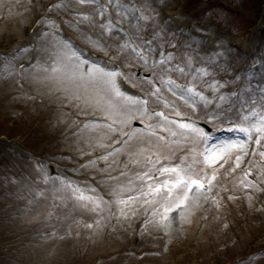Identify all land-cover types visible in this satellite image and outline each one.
<instances>
[{"label":"rangeland","instance_id":"rangeland-1","mask_svg":"<svg viewBox=\"0 0 264 264\" xmlns=\"http://www.w3.org/2000/svg\"><path fill=\"white\" fill-rule=\"evenodd\" d=\"M106 1L112 9L108 16L101 15L96 4H80L79 0H0V134L9 138L3 141L0 135V264H92L96 254L109 255L116 251L121 254L99 264H231L237 258L264 250V136L260 138L254 161L247 168L243 165L249 161L248 144L244 152L229 150L231 159L215 172L211 192L218 191L219 197L213 207L209 206L212 201L209 192L193 191L185 207L170 213L164 222V208L173 200L164 192L147 195L149 181L139 177L145 171L154 173L157 158L166 161L165 166L183 169L186 175L207 173L211 177L213 169L204 164L200 155L205 147L200 138L162 117L154 116L150 121L145 117L144 123L157 129L155 135L138 134L107 161L100 160L79 169L77 166L82 160L96 159L123 132L134 129L131 122L122 121L125 115H140L141 110L127 101L110 100L103 93H97L86 80L58 77L63 80L58 83L56 78H46L48 73L41 68L24 69L23 64L29 62L31 53H20L13 58L14 53L10 51L15 45H33V42L36 49H44L60 40L51 32L41 37V29L57 31L63 25V30L97 53L120 63L129 84L148 96L152 86L146 81L155 77L154 87L159 91L147 98L156 111L178 116L184 123L194 119L206 122L215 129L231 125L228 120L208 122L205 112L212 108L229 120L247 126L264 115L261 94L264 92V0ZM134 7L140 16H134ZM163 13L177 16L188 27H201L212 40L208 42L203 34H199L200 40L175 35ZM41 17L56 23H38ZM116 18L128 27L140 47L145 41H151L154 52L147 55L158 62L161 52L166 57L171 53L172 60L181 63L176 66L183 68V73L175 70L176 67L165 72L164 68L154 65L153 59H149L148 67H143L125 38L109 29L108 21ZM235 39L242 40L241 50L232 45ZM211 42L217 49L226 47L229 51L213 54L206 47ZM121 45L127 46L121 48ZM250 50L253 53L250 57L243 56L244 52H235ZM40 63L49 67L43 53ZM18 70L24 72L20 77H17ZM138 70L149 77H137ZM172 75L194 91H202L215 107L199 97L194 104L192 100L173 96L160 83L161 77ZM216 84L222 87L213 91L210 86ZM226 87L236 88L238 95L229 97ZM65 89L87 95L91 105L82 101H77L79 108L66 101L61 104L57 97L63 100ZM219 96L224 99H218ZM111 104L124 105L126 112L119 107L112 111ZM253 112L257 115L253 116ZM86 115L105 120L89 121L79 132L64 138L77 123L84 122ZM106 124H112L116 131ZM165 128L169 130L164 131ZM160 136L164 139H159ZM26 150L45 156L35 157ZM55 153H69L72 158L58 156L52 161L47 157ZM236 155L241 156L238 166ZM38 164L51 177L47 182ZM106 164L110 167H105ZM60 166L72 169L64 170ZM156 176L150 182L153 185L175 179L172 174L160 177L157 173ZM93 180L103 192L87 191V187H95ZM61 181L79 184L85 189V196H103L105 202L94 212L85 210ZM112 190L117 191L120 199H127L129 195L137 197L125 209L127 216L120 214ZM130 209H135L134 217ZM201 220L207 221L204 228ZM156 247L164 249L160 256L141 253ZM253 264H264V256Z\"/></svg>","mask_w":264,"mask_h":264},{"label":"snow or ice","instance_id":"snow-or-ice-1","mask_svg":"<svg viewBox=\"0 0 264 264\" xmlns=\"http://www.w3.org/2000/svg\"><path fill=\"white\" fill-rule=\"evenodd\" d=\"M79 3L99 4L100 14L103 15L105 5L101 3V0H79ZM38 23L55 24L56 21H46L44 17H41ZM111 25L112 22H109V29L111 28ZM52 31L53 29L51 28H43L41 29L40 36L46 37L47 34ZM126 46L127 45H121L120 47L123 48ZM141 48L143 50H137L135 48L133 50L136 51V55L138 59L142 62L143 67H148L149 59H153L154 65L164 68L165 72H170L173 70L172 67H166L170 64L171 60L173 59L171 53H168L166 57L165 53L161 52L160 60L156 62L154 60V57L146 55V53L154 52V50L151 48V41H145L144 45H142ZM10 51L14 53L13 58H15V56L19 55L20 53H31L29 57L28 66L41 68L42 71L48 73V76L46 77L48 79L56 78L58 83L63 82V80L59 79L58 77H66L69 80H86L94 86V90L97 93H103L104 96L108 97L110 100L127 101L130 104L138 106V108L141 110L140 115H125L122 123L129 124L131 121H138L141 125H143V127L134 128L128 132H123L121 134V139L116 141L104 153H101V155L95 160H90L88 162L89 164L98 163L100 160L107 161L108 158L112 156L114 152L119 150L120 146L126 145L130 140L133 139L134 136H137L138 134L148 133L149 135H155L156 133L152 131L151 124L144 123L145 117L149 121L154 116L162 117L167 120V117L163 112H158L150 108L148 98L128 96L121 90L119 81L127 80V77L124 76V73L121 70H119L118 68L107 69L97 64L94 60L90 59V53L86 55L83 52H79L71 41H57L54 44L48 45L44 49H36L35 46L32 44H18L13 46V49H10ZM42 53L44 55L45 64L49 65V67H44L43 65H41L40 60ZM5 55H7V53H5ZM175 70H178L181 73H183L184 71V69L179 68V66H176ZM199 71L204 72V69H200ZM146 83L152 86L149 91V96H156L159 89H156L154 87L155 77H153V79L151 80H147ZM160 83H167L171 85L173 81H165L163 77H161ZM210 87H212L213 91H216L222 86L216 84L211 85ZM169 90L172 91L173 96L179 95V97L181 99H184L185 101L192 100L193 103H195V98L199 97L201 101H205L207 104L213 105V107H215L213 101L207 100V98L202 94V91H194L193 87H181L177 85L175 90H173L172 88H169ZM56 91H60V89H56ZM63 91V100H59V97H57V100L61 104L66 101L68 105L79 108L80 105L79 103H77V101H82L85 105H91V99L87 95H82L79 92H72L67 89ZM261 94L264 95V92H262ZM52 95H55V92H53ZM217 98L220 100L224 99L223 96H219ZM109 107L112 111H115V109L119 107L122 112H126V108L124 105L111 104ZM112 111H110V115L112 114ZM252 115L255 116L257 115V113L253 112ZM205 119L208 122H215L217 120H228L229 124H231L232 126H229L227 128V131L241 133L243 134L245 139H241L239 136H237L235 139H226L221 140L218 143H211L213 137L208 131H205L204 128L199 127L195 120H192L191 122L187 123L181 122L178 124V127L180 129L189 130L190 132L195 133L204 143L205 147L203 152L200 153V155L203 158L204 164L213 169V175L211 177H209L207 173H205L203 176L186 175L183 169L175 166H165L167 162L157 158L155 161L154 173L150 175L147 171H145L140 175L139 179L143 180L144 178H147V180L149 181V191L147 195L151 196L164 192L168 198L173 200L172 204L164 208V213L162 216V220L164 222L168 221L170 213L182 210L185 207L187 201L189 200V193H192L193 191L211 192L213 187V181L216 178V170H218L219 168H223L224 164L227 163L229 159H231V156L229 155L230 149H237L240 152H244L248 142L252 140V136L254 133L257 134V144L260 143L261 136H264V115H261L256 121V123H248L247 126H245L243 123H236L234 121L229 120L228 117L222 115L219 110L213 111L212 108H209L205 112ZM244 120L247 121L248 117L245 116ZM169 123L177 124V121H169ZM105 126L114 132L116 131V128H114L112 124H106ZM163 130L168 131L169 129L165 128ZM172 135H176V133L173 132ZM159 139L163 140L164 137L160 136ZM240 159V155L235 156L237 166ZM149 163H151V158H149ZM83 166L84 165H82V167ZM105 167H110V165L106 164ZM38 168L43 173L45 182L51 179V177L48 176L47 172L44 170L42 165L38 164ZM157 173L160 177H163L166 174H172L175 179L163 180L162 182L153 185L150 182L154 179H157ZM61 183L64 184L66 188L71 190L72 196L77 201L82 202V207L85 210L94 212L100 207L101 203L105 202L103 196H85L83 194L85 189L81 188L79 184L74 185L72 182L65 181H61ZM92 184H94L95 187L89 186L87 187V191L93 194H96L98 189L100 192L104 191V189L100 188L99 183L95 180L92 181ZM246 187H248V185H246ZM174 190L175 192H182V195H175ZM112 195L116 196V203L118 206H120V214L122 216H127V212L125 209L129 208L130 203L135 201L137 197L129 195L127 199H120L116 190H112ZM229 199H233V197H229ZM147 202L148 201L146 200L145 203ZM108 203L110 206L111 201H108ZM89 205H91V208H89ZM130 210L132 216L134 217L136 214L135 209ZM145 220H147V216H145ZM88 227L91 228L92 225H88Z\"/></svg>","mask_w":264,"mask_h":264}]
</instances>
